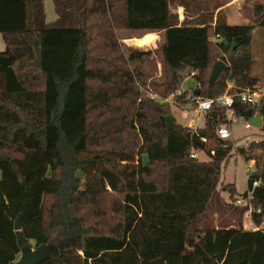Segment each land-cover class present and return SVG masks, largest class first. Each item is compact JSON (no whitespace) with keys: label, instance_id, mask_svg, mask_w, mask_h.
<instances>
[{"label":"trees","instance_id":"obj_1","mask_svg":"<svg viewBox=\"0 0 264 264\" xmlns=\"http://www.w3.org/2000/svg\"><path fill=\"white\" fill-rule=\"evenodd\" d=\"M52 4L47 23L43 0H0V264L46 244L55 251L40 264H264V228L244 229L248 206L235 204L250 192L249 219L264 222V105L235 99L239 119L262 124L257 143L233 148L216 135L224 109L196 129L167 128L170 106L155 98L178 90L183 73L203 99L264 86L251 52L264 4L240 25L225 21L224 0ZM172 6L197 16L178 23ZM117 31L158 33V46L127 47ZM218 60L227 69L210 86ZM232 150L253 161L240 196L231 183L217 189ZM215 198L237 219L196 227Z\"/></svg>","mask_w":264,"mask_h":264},{"label":"rangeland","instance_id":"obj_2","mask_svg":"<svg viewBox=\"0 0 264 264\" xmlns=\"http://www.w3.org/2000/svg\"><path fill=\"white\" fill-rule=\"evenodd\" d=\"M225 3H228L230 0H224ZM255 3L264 4V0H238V3H234L231 6V9L237 7L236 4L240 5L239 11L241 13H234V18L228 11L223 12V16L225 21H229L233 23L232 25H240V24H252L253 23V5ZM244 5V6H243ZM45 21L47 23L53 22L55 20V13L53 9L52 0H43ZM227 13V14H226ZM173 15V14H172ZM239 17L237 18V16ZM237 18V19H236ZM119 38L125 37L126 34L123 31H117L116 34ZM139 36L140 34H136ZM153 38L152 34L144 35L143 37L136 38L133 40V43L137 47H143L141 49H148L151 47L152 50L157 48L156 41H158V37L155 39L154 43H150L145 45ZM4 44L0 38V52L4 50ZM156 50V49H155ZM154 50V51H155ZM252 56L254 59V65L252 67V76L260 80V84L264 85V29L255 28L253 31L252 38V48H251ZM156 55H158L155 52ZM155 76V75H154ZM156 79V76H155ZM181 90H185L188 93L193 90L196 86L195 81L191 78V75L188 77L183 73V78L178 85ZM187 109V107H186ZM171 117H173L174 122L181 126L188 127L191 123L190 120L194 122L191 127H201L204 119V115L195 116L193 113L185 114L179 108L170 106ZM244 121L238 119L237 124L232 126V142L236 143L237 146H241L244 141L253 139V137L259 136L255 129L245 130L243 128ZM231 141V140H230ZM199 160L207 161V158L202 155H197ZM252 163L244 161L239 155L234 152V150L230 153V159L222 166L220 176H219V185L217 187L220 190V187L224 184H234L237 194L240 196L244 194L247 190V175L246 170H252ZM220 195V194H219ZM220 199L222 201L228 202V195L226 193L221 192ZM239 198V197H238ZM229 203V202H228ZM233 206L223 205L219 199H214L204 216L201 218V222L198 228L203 227L204 225H208L212 228L220 227V226H228L232 223V221L237 219V215L232 211ZM241 224L244 229L252 230L254 225L251 223L249 217H241ZM32 251L34 248H31ZM20 258V254L16 261Z\"/></svg>","mask_w":264,"mask_h":264},{"label":"built area","instance_id":"obj_3","mask_svg":"<svg viewBox=\"0 0 264 264\" xmlns=\"http://www.w3.org/2000/svg\"><path fill=\"white\" fill-rule=\"evenodd\" d=\"M231 85H228L226 91L215 97V98H209V99H203L199 96H192L193 92L190 91L187 95V102L184 104L178 103L176 101V98L181 96V94L184 92V90H181L180 88L176 90L175 92L171 93L166 98H158L155 97L159 103L173 106L176 108H179L183 113L189 114L193 113L195 116L204 115L207 111L211 110L213 106L220 107L224 109V120L223 123L218 127L216 131L217 138L222 141H232V126L237 124L238 117L235 115V112L233 110L235 99H238L241 103L254 105L255 107L263 104L264 105V86H254L251 89H245L240 92L228 93V89H230ZM187 107V109H186ZM191 123L188 127L192 129H196V127H191L194 122L190 120ZM243 128L245 130H251L255 129L253 128L248 121H244ZM256 130V129H255ZM201 141H204V139H201ZM257 143V139L253 137V139H249L244 141V143L241 145L244 148H247L252 142ZM239 147L236 145V143H233V148ZM191 158L197 157V155L192 154L190 156ZM252 170H246V175L252 173ZM257 183L254 182L252 186H256ZM247 196L245 198L239 197L235 200L236 205H247L248 211L244 213V217H249L251 208L249 207V199H250V192H247ZM264 228V222L261 223L259 226H254L252 230H258Z\"/></svg>","mask_w":264,"mask_h":264},{"label":"water","instance_id":"obj_4","mask_svg":"<svg viewBox=\"0 0 264 264\" xmlns=\"http://www.w3.org/2000/svg\"><path fill=\"white\" fill-rule=\"evenodd\" d=\"M221 43L227 46L226 41L222 40ZM234 45L230 46V51H233ZM227 66L220 60L216 61L211 73L208 78V84L211 86L217 79L220 72L225 71ZM199 93L197 91L193 92L192 96H198ZM163 121L165 122V126L168 128L174 123V119L171 117H164ZM248 123L255 129H259L261 127L262 121L260 115H255L251 119H249ZM20 216L17 217L15 221V229H19ZM55 251V247L52 244L41 245L35 248L33 251L31 248L26 247L22 249L20 253V258L13 264H40L45 261L47 258L51 257Z\"/></svg>","mask_w":264,"mask_h":264},{"label":"crops","instance_id":"obj_5","mask_svg":"<svg viewBox=\"0 0 264 264\" xmlns=\"http://www.w3.org/2000/svg\"><path fill=\"white\" fill-rule=\"evenodd\" d=\"M234 3H238V0H230L228 3H226L224 6H222L221 8H219L218 10H222V12H226L228 11V13H230L232 15V17L234 18V13L237 14V13H241L239 11V7H241L240 5L236 4L237 7H235L234 9H231V6H233ZM244 6V5H243ZM217 10V11H218ZM170 12L173 14V15H176L177 16V21L178 23H181L183 21H190V20H193L196 18L197 14L192 11V12H185L182 7L180 6H172L170 7ZM227 14V13H226ZM239 17V15L237 16V18ZM236 18V19H237ZM228 24H233L229 21H227ZM126 36L125 37H122L120 39V42L127 46V47H137L134 45L133 43V40L136 39V38H140V37H143L144 35H147V34H152L153 35V38L148 42L146 43L145 45H148L150 43H154L155 42V39L158 37V33H145V34H140L139 36H137L135 33H132V32H128V31H123ZM1 38V37H0ZM2 40V39H1ZM151 48V47H149ZM192 92H195L194 89L191 90ZM199 96V95H198ZM250 163H252V167H253V161H251Z\"/></svg>","mask_w":264,"mask_h":264}]
</instances>
